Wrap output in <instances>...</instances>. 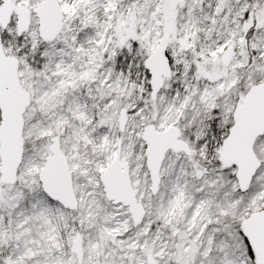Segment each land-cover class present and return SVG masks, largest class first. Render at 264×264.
I'll use <instances>...</instances> for the list:
<instances>
[{
	"label": "snow or ice",
	"instance_id": "snow-or-ice-1",
	"mask_svg": "<svg viewBox=\"0 0 264 264\" xmlns=\"http://www.w3.org/2000/svg\"><path fill=\"white\" fill-rule=\"evenodd\" d=\"M0 264H264V0H0Z\"/></svg>",
	"mask_w": 264,
	"mask_h": 264
}]
</instances>
